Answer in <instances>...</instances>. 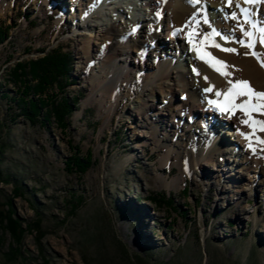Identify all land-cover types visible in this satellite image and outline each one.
I'll return each instance as SVG.
<instances>
[{
  "label": "rangeland",
  "instance_id": "374dc122",
  "mask_svg": "<svg viewBox=\"0 0 264 264\" xmlns=\"http://www.w3.org/2000/svg\"><path fill=\"white\" fill-rule=\"evenodd\" d=\"M46 2L0 0V25L7 31L0 44V171L22 188L13 196V183L0 182V208L10 197L23 226L40 221V231L27 230L19 245L0 230V264H264V193L244 191L253 163L242 166L243 198L235 203L205 186L204 172H183L177 150L164 162L168 147L158 135L145 131L140 147L139 128L121 116L126 101L111 110L98 96L91 69L99 40L73 33L75 1L51 0L57 11ZM57 45L74 58L72 76L79 80L68 86L69 95L82 93L65 129L51 117L30 122L21 114V86L10 71ZM77 154L90 156L84 173L65 165ZM260 170L264 189V164ZM126 201L144 206L146 219ZM141 221L148 239L139 232Z\"/></svg>",
  "mask_w": 264,
  "mask_h": 264
},
{
  "label": "bare ground",
  "instance_id": "6f19581e",
  "mask_svg": "<svg viewBox=\"0 0 264 264\" xmlns=\"http://www.w3.org/2000/svg\"><path fill=\"white\" fill-rule=\"evenodd\" d=\"M71 1H75L73 10L78 15L73 33L93 36L94 44L99 40V52L94 55L96 64L91 69V80L98 82V96L110 102L111 110L115 109L120 99L126 101L121 116L129 120L130 128L135 125L139 128L137 138L140 137V147H144L147 141L145 131L150 133L149 137L158 135L161 144L168 147L164 162L171 150H177L183 172L192 175L204 172L207 174L205 186H215L218 192L228 194V200H234L235 203L243 198V189L241 191L239 188L243 178L242 166L252 162L254 169L252 174H248L250 187L244 191H252L254 195L264 193L260 185L264 143L257 140V137L264 139V131L257 126L255 133L246 138L242 133H253V129L248 124H242L241 120L248 117L239 110L233 115L208 103L209 100H216L219 105H226V98L223 95L217 97L215 91L226 90L229 87L228 79H246L256 90L264 91V67L253 56L244 55L250 51L247 47L226 42L220 36L212 37L211 41L225 48H236L239 54L221 51L211 42L200 43V33L210 31L211 27L225 35H232L231 29L237 21L231 18L226 20L224 13L236 11L239 14V9L235 7L236 0H233L231 7L227 6V0H199L195 5H190L187 0H139L132 5L129 0H90L83 9V0ZM54 2L60 3L61 0ZM240 3L257 12L253 16L254 20L264 21V4L249 5L244 4V0H240ZM46 5H54L57 11L51 0ZM197 8L202 11L186 27ZM157 13L160 15L157 16ZM204 15H207L211 25L203 23ZM58 17L59 22L61 15ZM243 19L241 14L240 22ZM245 27L250 28L251 25ZM176 29L182 31L173 35ZM190 32L193 33L191 42ZM164 33L166 36L161 38ZM236 36H240L238 28ZM258 37L259 33L255 32L253 39L258 40ZM194 46H199L202 54L211 53L227 62L229 67L225 70L233 75L222 76L197 59ZM255 50L264 53V46L257 43ZM193 67L201 74H195ZM204 75L209 77L207 82L203 79ZM209 84L215 85L216 89L205 93L203 89ZM158 96L161 97L160 101ZM243 99L246 97H239L236 103ZM251 115L264 120V115L255 111ZM228 127L233 128L227 131V135L231 136L230 143L226 141L224 132ZM207 165L209 169L205 167ZM232 193L235 197L231 196ZM126 205L131 206L141 220L148 216L144 206L132 201H126ZM142 222L139 232L144 239H148L145 232L147 224L144 226Z\"/></svg>",
  "mask_w": 264,
  "mask_h": 264
},
{
  "label": "trees",
  "instance_id": "16d2710c",
  "mask_svg": "<svg viewBox=\"0 0 264 264\" xmlns=\"http://www.w3.org/2000/svg\"><path fill=\"white\" fill-rule=\"evenodd\" d=\"M6 32V29L0 25V44L6 39ZM73 62L72 54L69 51H62V47L57 45L46 50L38 58L18 61L14 64L10 70L12 79L21 86V97L16 105H19L21 114L26 119L33 122L41 118L44 122H48L51 117L58 126L63 129L67 127L68 119L77 109L82 95L78 92L76 96H70L67 91L68 86L79 80L72 76ZM2 96L7 98L5 94ZM43 108L45 110L40 114ZM91 163L89 154L87 158L77 154L70 156L65 165L70 170L75 169L78 173H84ZM0 182L13 183L12 195H21V185L12 180L9 173L0 171ZM10 201V197L6 199V209L0 208V230L8 232L14 243L19 245L27 230L35 228L40 231V221L37 219L34 223L23 226L24 221L15 216ZM18 251L19 249L16 250Z\"/></svg>",
  "mask_w": 264,
  "mask_h": 264
},
{
  "label": "snow or ice",
  "instance_id": "6c2138e0",
  "mask_svg": "<svg viewBox=\"0 0 264 264\" xmlns=\"http://www.w3.org/2000/svg\"><path fill=\"white\" fill-rule=\"evenodd\" d=\"M190 5H195L199 2V0H187ZM233 4V0H227V6L231 7ZM244 4H264V0H244ZM235 7L239 9V14L236 11L232 12H225L224 18L227 20L231 18L234 21H237L236 26L231 29L232 35L228 36L223 34L221 31L217 30L215 27H211L210 31H203L200 33L202 39L200 41L201 44L205 42H211L213 46L219 48L221 51L229 52V53H238V49L236 48H225L219 43H215L211 41V38L214 36H220L226 42L231 41L239 44L241 47H247L250 51L245 52L244 55L248 56L251 55L256 58L261 67H264V53L256 51V45L259 43L261 46H264V21L261 20H254L253 16L257 14L256 11H253L251 8H245L241 5L240 0H236ZM202 9L197 8L195 12L192 13V16L189 18V21L186 23V27L191 24V21L196 18L197 14L200 13ZM220 11H224V9H220ZM258 11V10H257ZM243 15L244 19L243 22H240V15ZM160 13H157L159 16ZM203 23L207 25H211V21L208 19L207 15L202 17ZM199 23V21H197ZM251 25L250 28H246L245 25ZM237 28L240 30V36H236ZM259 33L258 40L253 39L255 32ZM182 31V29H176L173 32V35ZM193 33H189V42H191V37ZM194 49L197 53L196 58L204 61L209 67H211L214 71L218 72L220 75L225 77H231L233 75L232 72H228L225 69L229 67L227 62L220 60L219 58L213 56L211 53L202 54L199 46H194ZM231 67H235L232 65ZM193 72L197 75L201 73L196 67H193ZM203 79L207 82L209 77L204 75ZM227 84L229 87L226 90H219L215 91V95L220 97L223 95L226 98V105H219L218 101L216 100H209L208 103L210 105H216L220 108L221 111H227L231 114L235 115L236 110L241 111L244 116L248 117L247 119H242V124H248L253 129V133L245 134L246 138H249L253 135L256 131L257 126H259L261 131H264V120L256 119L251 114L253 111L260 115H264V91L256 90L249 80L246 79H228ZM216 89L215 85L209 84L208 87H205L203 91L205 93H211ZM239 97H246V99L241 100L239 103H236V100ZM255 100V102H253ZM258 142L264 143V139L257 137ZM251 147V145H249Z\"/></svg>",
  "mask_w": 264,
  "mask_h": 264
}]
</instances>
